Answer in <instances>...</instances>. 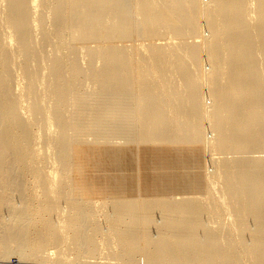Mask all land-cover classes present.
<instances>
[{
    "label": "bare ground",
    "instance_id": "bare-ground-1",
    "mask_svg": "<svg viewBox=\"0 0 264 264\" xmlns=\"http://www.w3.org/2000/svg\"><path fill=\"white\" fill-rule=\"evenodd\" d=\"M11 257L264 264V0H0Z\"/></svg>",
    "mask_w": 264,
    "mask_h": 264
},
{
    "label": "rangeland",
    "instance_id": "rangeland-1",
    "mask_svg": "<svg viewBox=\"0 0 264 264\" xmlns=\"http://www.w3.org/2000/svg\"><path fill=\"white\" fill-rule=\"evenodd\" d=\"M192 40H194V39H190V41H192ZM137 43H140V42L137 41ZM204 65H205V68H209V66H208L206 63H204ZM207 134H208V129H207ZM129 158H130V162L132 163V165L134 164V166L137 167V166H138V162H136V155H135V153L129 155ZM202 159H203V158H202ZM202 159H201V160H202ZM187 167L189 168L190 165L187 164ZM9 261L11 262V264H18V260H17V258H15V257H11V258L9 259ZM141 264H142V262H141Z\"/></svg>",
    "mask_w": 264,
    "mask_h": 264
}]
</instances>
